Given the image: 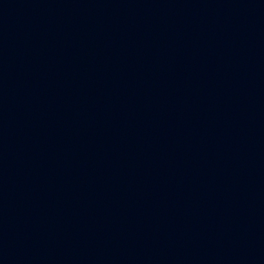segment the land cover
Here are the masks:
<instances>
[{"label": "water", "instance_id": "1", "mask_svg": "<svg viewBox=\"0 0 264 264\" xmlns=\"http://www.w3.org/2000/svg\"><path fill=\"white\" fill-rule=\"evenodd\" d=\"M98 264H264V0H74Z\"/></svg>", "mask_w": 264, "mask_h": 264}]
</instances>
